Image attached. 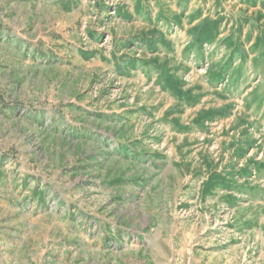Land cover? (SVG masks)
<instances>
[{
  "label": "rangeland",
  "instance_id": "1",
  "mask_svg": "<svg viewBox=\"0 0 264 264\" xmlns=\"http://www.w3.org/2000/svg\"><path fill=\"white\" fill-rule=\"evenodd\" d=\"M0 236V264H264V0H0Z\"/></svg>",
  "mask_w": 264,
  "mask_h": 264
},
{
  "label": "trees",
  "instance_id": "2",
  "mask_svg": "<svg viewBox=\"0 0 264 264\" xmlns=\"http://www.w3.org/2000/svg\"><path fill=\"white\" fill-rule=\"evenodd\" d=\"M209 22V19H203L199 21V23H197L193 28H191L190 33L192 36V41L190 42V44L192 46L199 43L204 44L206 40L210 38L212 39L215 36V34L217 33V29H206V24ZM161 70L166 86L177 95H185L183 89L179 87V84L177 83L176 79L172 75H170L169 71L166 70V68H163ZM231 190L232 189L230 188L229 191Z\"/></svg>",
  "mask_w": 264,
  "mask_h": 264
},
{
  "label": "crops",
  "instance_id": "3",
  "mask_svg": "<svg viewBox=\"0 0 264 264\" xmlns=\"http://www.w3.org/2000/svg\"><path fill=\"white\" fill-rule=\"evenodd\" d=\"M11 239H6L5 237L0 236V247L11 244Z\"/></svg>",
  "mask_w": 264,
  "mask_h": 264
}]
</instances>
